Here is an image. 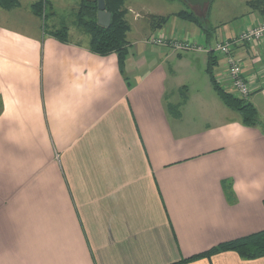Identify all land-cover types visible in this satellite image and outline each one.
Segmentation results:
<instances>
[{
    "label": "crops",
    "instance_id": "obj_1",
    "mask_svg": "<svg viewBox=\"0 0 264 264\" xmlns=\"http://www.w3.org/2000/svg\"><path fill=\"white\" fill-rule=\"evenodd\" d=\"M17 1L0 8V264H177L264 231V37L233 50L257 127L206 73L212 53L218 83L237 96L226 57L209 49L264 24L263 13L248 1L246 26L229 34L207 19L208 40L176 17L184 0H149L148 15L171 16L161 29L149 17V34L201 50L157 46L147 56L151 44L130 43L122 73L116 54L92 53L70 29L69 43L45 34L32 12L39 0ZM188 264L264 258L228 252Z\"/></svg>",
    "mask_w": 264,
    "mask_h": 264
},
{
    "label": "trees",
    "instance_id": "obj_2",
    "mask_svg": "<svg viewBox=\"0 0 264 264\" xmlns=\"http://www.w3.org/2000/svg\"><path fill=\"white\" fill-rule=\"evenodd\" d=\"M79 7L75 12V27L83 34L89 36V50L99 56L107 57L111 54L118 56L119 67L122 73L125 71L127 57L129 55L130 42L127 35L130 31V25L126 20L127 10L125 3L127 0H104L106 10L112 14V20L109 27H103L98 24V4L99 0H78ZM186 2V1H185ZM19 5L17 0H0V8L13 9ZM48 0H39L32 5L33 14L43 21V30L45 34L59 40L62 43H69V27L61 25L60 27L47 28V6ZM249 8L264 14V0H254L248 2ZM51 7V6H50ZM176 17L195 24L206 38H212V31L207 26L208 16L198 17L191 11H182ZM171 19V16H150V22L154 29L163 28ZM208 65L206 73L210 79L213 89L218 94L222 102L238 112L243 124L248 127H257L259 123L256 108L248 99H243L226 91L217 81L214 69L217 66V58L211 53L208 55ZM169 112L173 115L178 114L177 106L169 105ZM2 105L0 102V114ZM236 253L244 260H257L264 258V231L251 234L246 237L221 243L210 250L201 254L192 256L177 264H188L202 259H211L222 253Z\"/></svg>",
    "mask_w": 264,
    "mask_h": 264
},
{
    "label": "rangeland",
    "instance_id": "obj_3",
    "mask_svg": "<svg viewBox=\"0 0 264 264\" xmlns=\"http://www.w3.org/2000/svg\"><path fill=\"white\" fill-rule=\"evenodd\" d=\"M52 1L54 0H48L49 5L47 6V13H46L48 17L46 23L47 28L49 29L55 27L53 25H56V27H60L61 25H66L71 30L73 39L76 40L79 39L81 42L84 43L89 42L90 40L89 36L84 35L81 36V38H78L75 34L76 29L74 26V22L76 20V17H75V12H73L74 10H72L71 7L76 6L78 2L76 3L75 0H58L60 1V6H58V8H56L55 10H52L50 7ZM248 1H252V0H212L209 3V5L205 6L203 9L198 7L199 9H201V11H199L198 13L201 18H205L208 11V20H209L208 24L218 29H221L224 26H229L226 30L221 31V33L226 32L227 34H229L233 31L236 32L241 28H244V26H246L248 22L247 13L249 10L246 3ZM23 2L27 3L28 0H23ZM183 4L185 5L183 6L182 9L192 11L191 6H189L188 3L183 2ZM147 5H152V3L149 0H130L125 3V8L128 11L129 9H132L139 15V18L135 17V13H133L132 10L126 15V20L130 25V31L127 35V39L131 44L142 41L146 42L152 35H157V36L160 35L158 32L149 34V30H150L149 17L152 15L150 14L148 15V13H152V12H145V11H151L150 8H147L148 7ZM153 6H155V4H153ZM164 7L166 8L165 13H171L175 11L173 5L168 6V4L164 3ZM41 26L43 27V21H41ZM219 41L220 40L217 39L215 43L217 44ZM147 46L148 47L146 49V55L150 56V53L151 52L154 53L157 46L155 45L154 46L147 45Z\"/></svg>",
    "mask_w": 264,
    "mask_h": 264
},
{
    "label": "built area",
    "instance_id": "obj_4",
    "mask_svg": "<svg viewBox=\"0 0 264 264\" xmlns=\"http://www.w3.org/2000/svg\"><path fill=\"white\" fill-rule=\"evenodd\" d=\"M264 37V24L250 27L240 32L236 37L220 40L214 48L209 49L227 59L226 67L231 81L232 90L243 99H248L251 94V87L243 76L242 63L234 54L235 47L244 44H251ZM147 42L159 47H170L178 53H189L201 50L197 44L189 41L170 40L162 35H152Z\"/></svg>",
    "mask_w": 264,
    "mask_h": 264
},
{
    "label": "water",
    "instance_id": "obj_5",
    "mask_svg": "<svg viewBox=\"0 0 264 264\" xmlns=\"http://www.w3.org/2000/svg\"><path fill=\"white\" fill-rule=\"evenodd\" d=\"M192 7L204 8L212 0H184ZM112 20V14L106 10L104 0H99L98 4V24L103 27H109Z\"/></svg>",
    "mask_w": 264,
    "mask_h": 264
}]
</instances>
